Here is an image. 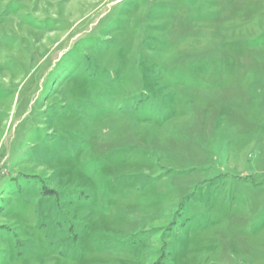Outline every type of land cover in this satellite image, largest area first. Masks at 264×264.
Here are the masks:
<instances>
[{"label":"rangeland","instance_id":"rangeland-1","mask_svg":"<svg viewBox=\"0 0 264 264\" xmlns=\"http://www.w3.org/2000/svg\"><path fill=\"white\" fill-rule=\"evenodd\" d=\"M0 264H264V0H0Z\"/></svg>","mask_w":264,"mask_h":264}]
</instances>
